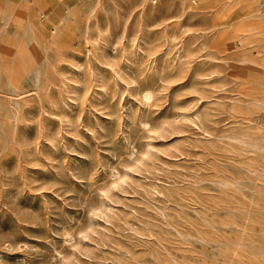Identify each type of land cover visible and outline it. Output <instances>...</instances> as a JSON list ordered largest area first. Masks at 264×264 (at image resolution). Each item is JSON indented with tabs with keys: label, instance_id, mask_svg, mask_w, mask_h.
Returning a JSON list of instances; mask_svg holds the SVG:
<instances>
[{
	"label": "rangeland",
	"instance_id": "374dc122",
	"mask_svg": "<svg viewBox=\"0 0 264 264\" xmlns=\"http://www.w3.org/2000/svg\"><path fill=\"white\" fill-rule=\"evenodd\" d=\"M0 264H264V0H0Z\"/></svg>",
	"mask_w": 264,
	"mask_h": 264
}]
</instances>
